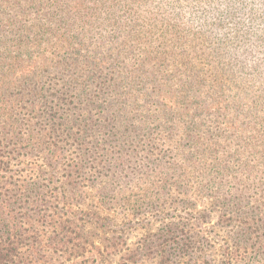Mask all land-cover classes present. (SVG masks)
Segmentation results:
<instances>
[{"label": "trees", "instance_id": "obj_1", "mask_svg": "<svg viewBox=\"0 0 264 264\" xmlns=\"http://www.w3.org/2000/svg\"><path fill=\"white\" fill-rule=\"evenodd\" d=\"M34 1L59 10L39 32L65 35L66 48L74 33L117 29L115 50L86 57L76 85L50 95V111L76 117L80 161L144 180L142 194L211 199L231 243L218 264L264 259V0Z\"/></svg>", "mask_w": 264, "mask_h": 264}, {"label": "rangeland", "instance_id": "obj_2", "mask_svg": "<svg viewBox=\"0 0 264 264\" xmlns=\"http://www.w3.org/2000/svg\"><path fill=\"white\" fill-rule=\"evenodd\" d=\"M52 12L59 14L46 2L0 0L2 264H165L166 259L170 264H218L231 243L229 228L217 224L221 212L211 199L184 197L175 190L142 194L138 189L144 180L112 177L115 166L102 177L88 156L80 161L69 138L76 132L69 122L76 117L50 111L55 105L50 95L57 102L64 83L76 85L86 57L115 50L118 43L111 38L118 33L115 27L106 38L90 37L98 30L90 36L74 33L66 48L65 35L39 32L41 25L56 22L50 20ZM78 43L83 48L74 57ZM95 141L91 134L90 145ZM240 158L249 161L247 155ZM6 229L10 238L1 236ZM252 261L264 264L259 257Z\"/></svg>", "mask_w": 264, "mask_h": 264}]
</instances>
